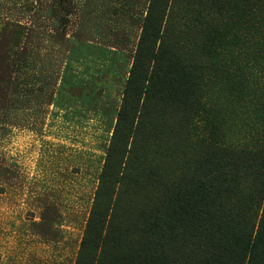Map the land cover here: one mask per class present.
Instances as JSON below:
<instances>
[{
	"label": "trees",
	"instance_id": "trees-1",
	"mask_svg": "<svg viewBox=\"0 0 264 264\" xmlns=\"http://www.w3.org/2000/svg\"><path fill=\"white\" fill-rule=\"evenodd\" d=\"M250 1L189 0L184 24L193 33L184 36L167 27L169 0L149 1L98 193L106 204L127 151V191L147 198L127 219L95 207L75 264H264V81L256 75L264 74V0ZM79 44L71 59L83 62L93 46ZM227 47L244 60L211 69L225 75L210 80L203 60L219 59ZM215 82L224 104L207 97ZM71 85L79 86L63 78L60 87ZM232 105L252 118L251 141L229 139L235 123L223 107ZM166 130L177 134L178 174L128 161L137 150L142 159L149 140Z\"/></svg>",
	"mask_w": 264,
	"mask_h": 264
},
{
	"label": "rangeland",
	"instance_id": "rangeland-1",
	"mask_svg": "<svg viewBox=\"0 0 264 264\" xmlns=\"http://www.w3.org/2000/svg\"><path fill=\"white\" fill-rule=\"evenodd\" d=\"M149 1L0 0V264H75L95 207L127 219L147 198L127 191V151L113 171L106 204L98 193ZM188 1L169 0L166 24L175 34L193 33L184 24ZM80 42L107 50L89 48L87 60H72ZM218 52L219 59L203 60L202 74L213 81L225 75L214 68L244 60L228 47ZM63 78L79 86L62 89ZM218 83L208 86L211 105L215 97L219 105L227 101ZM223 109L235 123L229 139L251 141L246 111ZM162 135L149 140L142 159L137 150L128 161L139 159L138 169L155 166L172 178L180 170L177 134Z\"/></svg>",
	"mask_w": 264,
	"mask_h": 264
},
{
	"label": "crops",
	"instance_id": "crops-1",
	"mask_svg": "<svg viewBox=\"0 0 264 264\" xmlns=\"http://www.w3.org/2000/svg\"><path fill=\"white\" fill-rule=\"evenodd\" d=\"M93 48V50H96L97 52L99 51V52H102V51H106L107 49H103V48H99V47H92ZM89 54L90 53H88V57H89ZM108 55H112V57H114V56H116L117 57V60L119 59V55H115V54H113V53H107ZM108 59V58H107ZM109 60V59H108ZM117 60H114V62H119V61H117Z\"/></svg>",
	"mask_w": 264,
	"mask_h": 264
}]
</instances>
